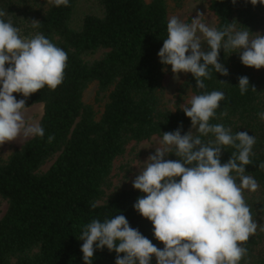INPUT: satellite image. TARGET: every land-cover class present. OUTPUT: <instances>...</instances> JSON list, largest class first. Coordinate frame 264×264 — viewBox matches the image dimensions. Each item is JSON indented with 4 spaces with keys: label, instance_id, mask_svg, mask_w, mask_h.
Instances as JSON below:
<instances>
[{
    "label": "trees",
    "instance_id": "1",
    "mask_svg": "<svg viewBox=\"0 0 264 264\" xmlns=\"http://www.w3.org/2000/svg\"><path fill=\"white\" fill-rule=\"evenodd\" d=\"M209 9L217 29L235 23L237 30L264 34V5L253 6L250 0L235 4L210 0ZM0 10L22 37L41 33L68 56L63 82L56 89L45 85L27 98L13 93L18 100H26V107L42 104L38 122L45 136L29 138L0 161V200L6 202L0 218V264H84L83 241L78 239L82 226L118 214L159 248L162 242L154 237L152 222L133 208L137 197L146 194L131 187L103 197L113 162L130 142L163 136L181 122L182 135L191 128L182 109L172 112L162 106L165 66L157 53L167 38L166 0H69L67 7H56L48 0H0ZM32 20L40 21L39 27L34 28ZM219 61L228 69L227 76L209 66L211 78H201L205 89L196 87L191 73L185 85L193 96L222 91L225 99L209 123L223 124L233 134L247 131L255 136L253 163L245 165V175L257 181L259 190L244 199L253 220L264 225L260 211L264 208V169L258 167L264 162V120L257 115L264 111V81L232 50L221 49ZM240 76H247L250 84L243 95ZM93 82L107 98L99 118L83 102V93ZM224 111L226 116L221 115ZM192 134L199 135L196 129ZM49 135L55 137L51 143ZM201 139L208 142L214 137L209 134ZM234 151L224 146L221 163ZM166 159L178 158L169 154ZM92 203L97 204L95 209ZM260 241L256 233L249 237L244 244L248 255L240 264H264V253H255ZM116 255L107 247L96 249L92 264H115ZM151 264H156L154 256Z\"/></svg>",
    "mask_w": 264,
    "mask_h": 264
},
{
    "label": "clouds",
    "instance_id": "2",
    "mask_svg": "<svg viewBox=\"0 0 264 264\" xmlns=\"http://www.w3.org/2000/svg\"><path fill=\"white\" fill-rule=\"evenodd\" d=\"M48 2L56 7L69 5V0ZM232 2L235 4L236 0ZM250 3L264 5V0ZM6 15L0 10V145L44 138L41 124L26 118V100H17L13 93L27 98L45 85L56 89L63 82L68 60L67 53L43 34L22 37L12 21L4 19ZM203 15L198 13L191 23L175 15L169 17L167 38L157 53L165 70L171 65L174 74L191 73L196 87L205 89L201 78H211L209 66L221 75L229 74L219 61L221 49L238 53L245 66L264 67V34L256 32L250 36L249 30H237L235 23L222 29L209 27L202 21ZM39 23L32 20L34 28ZM238 86L241 95L245 94L249 78L238 77ZM224 99L225 94L218 90L192 96L181 107L191 120L190 130L182 135L181 122L174 131L163 132L160 146L155 147L132 179L133 187L146 194L137 197L133 208L152 222L154 237L163 243V249L132 228L123 214H118L103 222L92 219L82 226L78 239L83 241L84 264H92L94 251L105 247L117 254L115 264H151L153 256L156 264H240L248 255L244 244L256 233L258 225L243 192L258 188L257 181L245 175V165L253 163L250 157L255 155L256 138L247 131L233 134L223 124L209 123ZM221 115L226 116L227 112ZM257 115L264 120V111ZM192 129L199 135H193ZM209 134L214 139L202 141L201 136ZM54 139V135H49L47 142ZM224 146H232L236 151L222 164ZM169 154L178 159H166ZM258 167L264 169V162ZM96 207V203L91 204L92 209ZM260 211L264 212V208Z\"/></svg>",
    "mask_w": 264,
    "mask_h": 264
},
{
    "label": "rangeland",
    "instance_id": "3",
    "mask_svg": "<svg viewBox=\"0 0 264 264\" xmlns=\"http://www.w3.org/2000/svg\"><path fill=\"white\" fill-rule=\"evenodd\" d=\"M145 1L148 2L150 0ZM209 2L210 0H166L167 17L169 19V17L175 15L182 21L191 23L192 18H195L198 13H203L204 15L201 17L202 21L209 27H215L216 18L209 9ZM256 32L261 33L260 30H257L250 34V36H254ZM197 35L203 41V35L199 32ZM204 44L205 43H202V47ZM98 55L99 54L93 56V58ZM250 69L259 81H264V67L260 69L250 67ZM187 74L188 73L184 72L174 74L171 70V65L167 66L162 81L161 99L163 108L174 112L177 109H181V107L191 99L193 94L185 85V78ZM106 101V93H99L95 82L89 84L83 93V102L84 104L92 107L95 118H99ZM42 109V104H35L30 107H26L24 110L26 118L30 117L33 121L38 122L42 115ZM189 130L190 128L186 130V132ZM161 139L162 136H153L150 139L143 140L141 142L132 141L126 146L125 152L121 156L117 157L113 162L111 173L104 187L103 199L117 191L133 187L132 179H134L135 175L138 174L139 167L143 166V162L147 159V157L151 153L155 152V147L160 146L158 141ZM25 141L26 140L23 139L13 140L0 145V161H5L9 155L18 149ZM53 160L54 159L49 160L42 167V171L47 170ZM258 190L259 188H257L254 192L244 190L243 195H255L258 193ZM5 210L6 202L4 200H0V218L4 214ZM256 222L258 225L256 234L260 235L261 241L255 253L262 254L264 253V231H261V227H264V225L261 221ZM163 247V243L160 244L159 248L163 249Z\"/></svg>",
    "mask_w": 264,
    "mask_h": 264
}]
</instances>
